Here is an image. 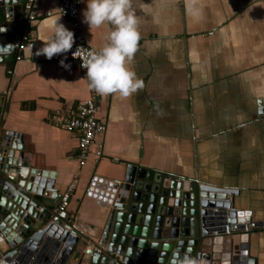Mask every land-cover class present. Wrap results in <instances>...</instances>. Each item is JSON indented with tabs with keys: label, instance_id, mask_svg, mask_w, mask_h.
Wrapping results in <instances>:
<instances>
[{
	"label": "crops",
	"instance_id": "0c3cea01",
	"mask_svg": "<svg viewBox=\"0 0 264 264\" xmlns=\"http://www.w3.org/2000/svg\"><path fill=\"white\" fill-rule=\"evenodd\" d=\"M58 5L59 0H38L34 20L27 19L24 5L19 12L17 32H28L34 45L32 55L25 48L19 61L6 54L0 62V140L9 131L23 136L31 167L22 169L42 171L55 189L32 194L47 213L75 183L61 215L80 233L74 251L86 248V240L99 241L87 230L101 228L108 212L84 196L88 178L95 173L123 180L130 164L233 190L237 215L264 223V0H201L200 20L189 14L185 0H132L140 41L131 67L144 86L129 98L99 96L89 91L81 71L53 63L57 55L50 60L35 55L50 34L46 19L61 16L60 23L73 32ZM86 7L81 0V32L90 46L102 47L110 26L89 29ZM91 94L97 117L107 123L103 138L92 145L102 143L103 155L96 160L91 152L80 166L76 136L48 115L56 108L73 113ZM223 239L221 249L204 238L202 249L218 258L213 250L223 253L240 244L236 236ZM246 245L248 257L264 264V230H251ZM73 253L66 264H90V257Z\"/></svg>",
	"mask_w": 264,
	"mask_h": 264
},
{
	"label": "water",
	"instance_id": "95a60500",
	"mask_svg": "<svg viewBox=\"0 0 264 264\" xmlns=\"http://www.w3.org/2000/svg\"><path fill=\"white\" fill-rule=\"evenodd\" d=\"M24 2L0 0V62L6 54L14 57V43L20 37L19 12ZM3 98L0 95V115ZM0 153V258L9 260L19 250L30 252L38 247L58 250L62 263L73 252L75 258L80 257L74 251L79 235L62 230L61 220L49 222L50 215L38 211L40 203L32 194L47 195V191L55 189L47 185L50 181L42 171L22 169L31 167L24 156L23 136L7 132L0 140ZM19 177L27 182L19 181ZM227 193L234 192L128 165L118 194L110 197L114 201L104 205L108 212L102 227L91 226L87 230L98 236V244L105 248L103 255L95 253L90 257V264H107L111 254L122 256L125 264H172L174 258L185 256L196 259L198 264H255L247 255L248 233L243 235L241 248L245 251L238 258L233 257V250H238L235 246L223 253L213 250L220 254L218 258L202 249V240L208 234L202 229L204 208ZM216 243L223 249L222 237L210 242L212 247ZM8 248L11 250L6 251Z\"/></svg>",
	"mask_w": 264,
	"mask_h": 264
},
{
	"label": "built area",
	"instance_id": "2783aa9c",
	"mask_svg": "<svg viewBox=\"0 0 264 264\" xmlns=\"http://www.w3.org/2000/svg\"><path fill=\"white\" fill-rule=\"evenodd\" d=\"M38 0H25L24 10L27 14V19L34 20L36 18V3ZM81 0H59L58 10L61 15L69 18L72 22L74 33V44L72 49L68 53L59 54L53 60V63L60 65V61L63 60L65 64L70 65V68H75L81 71L82 75L86 78V69L80 67L81 60L79 58H73L72 52L77 47H83L88 50H99L102 47L96 48L90 46L82 32L80 24L78 23L79 6ZM22 19V18H20ZM34 43L28 32H24L19 39L14 43L15 47V61H19L22 58V53L25 48L33 47ZM9 73L11 70L8 71ZM48 120L54 125L60 126L63 129L73 133L77 138V159L80 166H83L92 152L95 155L96 160H99L103 155V144L98 143L94 149L92 145L95 144L97 137L101 139L105 135L107 123L105 120L97 117V106L95 102L94 94L81 100L73 113H68L56 108L48 115ZM2 134L0 133V138ZM123 184V180L116 178L102 177L97 174H92L87 181L84 189V196L90 197L98 205L104 207L109 204V200L114 201L110 197L118 194L120 186ZM75 188V183L71 182L66 187L65 191L60 197L59 203L47 213L45 207H38L39 213H45L50 215L49 222L55 223L59 220L62 221L61 215L64 213L68 206L69 198ZM230 193L225 194L221 200H214L212 205L204 208L205 226L202 229L207 230L208 234L206 238L217 239L219 237L229 238L236 236L239 241L238 251L239 254L245 249L241 248L244 243L243 235L249 233L251 230L262 229L264 230V223L257 220L240 218L233 208L232 196ZM234 212L236 214H234ZM201 217H203L201 215ZM59 227L67 231L69 234L79 235L77 228L74 227L70 220L61 222ZM204 236V235H202ZM4 240V238H2ZM87 247L82 249L80 256L86 255L91 257L93 254L103 255L105 248L101 247L96 240H86ZM11 250L8 248L6 251ZM19 250L9 260L1 259L4 264H66L61 262L59 258V251H53L50 247L41 250L40 247L35 251ZM5 252V251H4ZM3 252V253H4ZM79 258V257H78ZM39 260L38 263L35 261ZM107 264H125L123 257L117 254H111Z\"/></svg>",
	"mask_w": 264,
	"mask_h": 264
},
{
	"label": "clouds",
	"instance_id": "9594fccd",
	"mask_svg": "<svg viewBox=\"0 0 264 264\" xmlns=\"http://www.w3.org/2000/svg\"><path fill=\"white\" fill-rule=\"evenodd\" d=\"M186 9L194 19L203 17L201 0H185ZM132 0H87L84 22L89 29L110 26L105 45L97 50L77 47L73 58L81 60L80 67L86 69L89 91L107 97L118 95L129 98L143 88V81L137 77L131 65L138 51L140 41L139 20L131 10ZM61 16L45 20L50 34L43 47L35 55L52 59L59 54L68 53L74 44V33L60 23ZM32 55V46H30ZM62 67L70 70V65L60 61ZM172 264H198L189 256L174 258Z\"/></svg>",
	"mask_w": 264,
	"mask_h": 264
},
{
	"label": "flooded vegetation",
	"instance_id": "af4514ba",
	"mask_svg": "<svg viewBox=\"0 0 264 264\" xmlns=\"http://www.w3.org/2000/svg\"><path fill=\"white\" fill-rule=\"evenodd\" d=\"M39 260H36L35 262L38 263Z\"/></svg>",
	"mask_w": 264,
	"mask_h": 264
}]
</instances>
